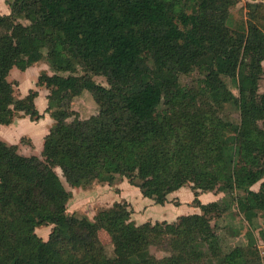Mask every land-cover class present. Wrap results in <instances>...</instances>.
<instances>
[{"label":"trees","instance_id":"16d2710c","mask_svg":"<svg viewBox=\"0 0 264 264\" xmlns=\"http://www.w3.org/2000/svg\"><path fill=\"white\" fill-rule=\"evenodd\" d=\"M221 1L6 0L10 12L0 15V124H11L16 112L35 121L44 117L38 91L15 99L7 79L14 67L24 71L44 59L54 74L42 72L37 85L50 90L46 111L55 123L45 137L44 160L0 139V264L258 262L253 244L235 247L217 263L210 259L208 251L217 249L206 215L219 205L198 198L200 190H241L238 204L247 218L258 211L264 217V181L259 191L251 189L264 178V2L249 3L231 25ZM180 53L188 58L187 70L198 67L205 75L197 92L178 80ZM95 75L105 76L109 87ZM223 76L238 79L240 124L221 118L214 105L233 97ZM84 90L93 94L99 113L69 122V100ZM56 167L72 187L127 176L157 204L193 182V202L203 213L182 215L179 224L136 225L130 211L115 203L94 221L70 216L73 194ZM41 225L54 226L48 240L36 233ZM101 230L115 239L113 256ZM165 232L176 235L173 253L150 262L149 248Z\"/></svg>","mask_w":264,"mask_h":264},{"label":"rangeland","instance_id":"374dc122","mask_svg":"<svg viewBox=\"0 0 264 264\" xmlns=\"http://www.w3.org/2000/svg\"><path fill=\"white\" fill-rule=\"evenodd\" d=\"M226 1L227 0H222L220 5L223 9L227 8L231 12V18L229 20L231 25L236 23L238 19L248 12L247 5L249 3L264 2V0H230L235 1V4L234 6H229ZM7 8L8 4L6 0H0V15L8 14L4 13L7 11ZM23 23L28 22L23 20ZM262 65L264 68V61ZM176 66L178 69V80L181 86L195 90L196 92L199 91L203 85L202 80L205 77L202 70L198 67L187 70L188 58L183 53H180L176 61ZM42 72H47L50 75L54 74L46 59L41 60L24 71L17 67H14L10 71L7 79L12 84L14 98H23L32 89L38 91L36 105L40 112L43 113L44 117L35 121L24 112H16L13 118L14 120L11 123H15L13 124L14 126H9L10 124H0L2 125L0 126V139L8 144L17 145L20 154L26 156L36 155L44 160L42 151L45 137L50 132L55 120L46 111L48 107L47 97L50 90L46 86L37 85L39 75ZM61 74L68 75L69 73L64 72ZM77 74H83L82 70L79 69ZM222 79L233 97H230L227 101L220 99V106L215 102L214 105L221 118L230 123L240 124L241 111L234 101L236 97L238 98L240 96L238 79L227 76H223ZM94 80L99 84L109 87V83L105 76L95 75ZM259 92H264V73L259 81ZM204 99L208 100L207 97ZM69 106V109L73 111L72 115L67 119L69 122H72L75 118L80 120L88 119L93 115H97L100 109L93 94L87 90H84L80 95L72 97L71 100H69ZM197 161L203 164L205 155L202 153L198 154ZM56 171L67 189L73 194L67 206V214L70 216H85L94 221L95 217L101 211L113 207L115 203L123 205L130 211V220L136 225L145 223L154 225L157 222L179 224L182 215L203 213L202 209L193 202L194 196L191 206L187 205L188 202H184L183 204H185V207L176 213L178 216L172 219V221L157 220L153 215L154 212L151 210V206L157 203L153 199L143 196L140 188L132 184L127 176H116V180L112 184L101 181H85L79 187H72L66 181L61 168L56 167ZM263 181L264 178L252 185L251 189L259 191ZM193 185V182H187L182 187L187 189V191L190 189L189 191L194 194L192 189ZM175 191L169 193L167 201L161 205L167 203H173V205L176 206L182 205L178 200H175L176 198H172V193ZM202 194H205V203L200 200V195ZM241 195H245V192L237 189L221 190L216 188L213 191H199L198 198L201 203H215L219 205L206 215L212 227V246H214V249H217L215 253L211 250L208 251L211 256L210 259H213L214 263H217L218 259L225 253L231 252L235 247L247 248L253 244V247H255L254 249H257L258 252V262L256 264H264V240L261 234L264 232V217L262 212L258 211L254 218L249 220L238 204V196ZM188 198L191 199L190 196H188ZM188 198H185V200L187 201ZM195 207L197 210L193 212V208ZM53 227V225H41L36 228V233L42 239L48 240ZM99 235L106 246L108 254L113 256L114 237L106 230H101ZM175 237L176 235L174 233H163L161 238L156 239L154 244L150 246L148 260L150 262H155L170 256L173 253L172 246L176 239ZM207 247H209V244H206V248Z\"/></svg>","mask_w":264,"mask_h":264},{"label":"crops","instance_id":"0c3cea01","mask_svg":"<svg viewBox=\"0 0 264 264\" xmlns=\"http://www.w3.org/2000/svg\"><path fill=\"white\" fill-rule=\"evenodd\" d=\"M9 12H10V8L8 6L7 11H5L4 13H9ZM13 124H15V123H13ZM13 124H10L9 126H14ZM0 126H2V125H0ZM5 126H7V125H5ZM189 190L187 191V189H185L184 187H182L179 190H177L174 193H172L173 194L172 195L173 196L172 198H176L175 200H178L182 205H177L176 206V205H173V203H167L165 205H161V204H154V205H152L151 206V210L154 212L153 213L154 217L157 220H167V221H172V219L176 218L178 216V215H176V213L180 209H182V208L185 207V204H183L184 202H188L187 205H190L191 206V202H192V200L194 198V194L191 191H189ZM188 196H190L191 199H189ZM185 198H188V200L186 201ZM204 198H205V194L200 195V200L203 203L206 202ZM147 200H149V199H147ZM187 208H189V207H187ZM196 210H197L196 207L193 208V212H196Z\"/></svg>","mask_w":264,"mask_h":264}]
</instances>
